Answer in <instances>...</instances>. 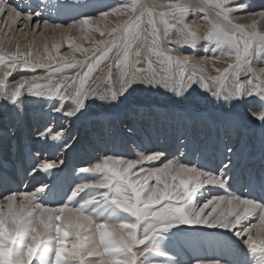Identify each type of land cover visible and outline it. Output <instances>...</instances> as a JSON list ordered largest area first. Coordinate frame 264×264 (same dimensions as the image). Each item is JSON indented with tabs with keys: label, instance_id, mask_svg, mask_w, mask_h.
<instances>
[{
	"label": "snow or ice",
	"instance_id": "6c2138e0",
	"mask_svg": "<svg viewBox=\"0 0 264 264\" xmlns=\"http://www.w3.org/2000/svg\"><path fill=\"white\" fill-rule=\"evenodd\" d=\"M89 7L90 0H0V113L11 116L0 125V167L39 113L25 146L27 175L58 176L71 124L98 103L127 99L137 85L175 102L200 89L220 115L189 111L192 124L173 134V150L106 147L59 194L46 180L24 189L0 180V264H185L173 244L188 228L222 230L235 251L187 264H264V2L114 0ZM53 9L76 14L56 23ZM29 26L30 33L53 34L51 47L47 37L34 47L35 36L24 48L13 45L12 28ZM221 62L226 66L217 67ZM197 123L225 129L211 157ZM245 126L261 131L259 169L246 178L242 149L231 139ZM126 127L125 135L136 137V124Z\"/></svg>",
	"mask_w": 264,
	"mask_h": 264
},
{
	"label": "rangeland",
	"instance_id": "374dc122",
	"mask_svg": "<svg viewBox=\"0 0 264 264\" xmlns=\"http://www.w3.org/2000/svg\"><path fill=\"white\" fill-rule=\"evenodd\" d=\"M33 2L35 3L36 2V0H33ZM49 2V0H44V2L43 3H48ZM51 2L52 3H55L56 2V0H51ZM262 2H264V0H252V3L255 5V6H259ZM111 3H114V0H90V7H89V9H87V11H94L95 9H102V8H104L106 5H108V4H111ZM52 12H53V19L55 20V22L56 23H64V22H71V20L69 19V17L70 16H72V15H75L76 14V12H75V10H66V11H64V12H62L60 15H57L56 14V11H55V9H53L52 10ZM55 17V18H54ZM30 27L31 26H29V28H22V30L21 31H17L16 30V28L15 27H13L12 28V31L10 32V35L11 36H13V37H15V39L13 40V43L15 44V41L16 40H18V41H20V45H21V47L22 48H24L26 45H27V43H29V42H31L32 41V39H33V36H35V38H36V45L34 46V47H39V44H38V41H44V37H47L48 39H47V42L50 40V41H52V37H53V34H51V33H48L47 31H44V37L43 36H41L40 35V33L39 32H35V33H30ZM41 30L43 31V29L41 28ZM4 31H8L7 29H4ZM25 33H29L27 36H25ZM0 35H3V32H0ZM56 35V34H55ZM58 33H57V37H58ZM42 38V39H41ZM52 38V39H51ZM50 47H51V43H50V45H49ZM62 51H67V48H66V46H63L62 47V49H61ZM217 67H220V68H223V67H225L226 65L223 63V62H221V63H218L217 65H216ZM213 74H215L214 72H213ZM97 76H99V77H101V79H103L104 77H106V71H100V72H98L97 73ZM134 88H135V90L134 91H131L130 90V95H128L127 96V99H122V101L121 102H119V103H115V104H113V105H111V106H109V105H104V104H97L96 106H94L87 114H85L84 116H82L79 120H76V121H74L72 124H71V126H70V128H71V134H72V136H73V140H70L69 141V146H71V148H70V150L68 151V152H66V154H65V157H64V160H65V165H63L62 166V168H63V170L66 172H68V173H70V175H75V173H76V168H74L76 165H80V164H84L83 162H86V160H85V158L83 157V159H82V162H80V161H78L77 163H76V161L74 162V160L73 161H71V159L72 158H74L75 156H73V154L74 155H76V153H79V151L81 150V149H78V147H79V145H81L82 146V150L84 149V147H88L87 145H89V143L91 142V140H99L100 142H101V140H103L105 137H110L111 135H113L114 134V132L116 131V132H119L118 134H117V137H118V135H122V136H124L125 135V130H126V122H128L129 120L127 119V117H129V113H133L132 114V116H134V115H137L138 113L140 114H143L142 115V117H143V119L141 118L140 120H139V123H138V126H137V133L138 132H140L141 133V135H142V133L144 134L143 136H145L147 133H150V131H148V130H150L151 128H152V126L153 125H155V127H156V129L158 130V127H160L161 126V131H160V136H163V134L164 135H166V133L168 134V132H166L165 133V131H166V127H165V124H166V119L163 117V114H165V113H163V114H161V117H160V119H159V117L158 116H153V114H154V112H167V111H171L172 113L170 114V118L173 120V119H178V117L179 116H181L182 115V117L184 118L185 117V114H184V110H185V108L186 109H188L189 111H193V109H192V102H194V103H198V102H201L200 100H197V99H195V98H202V99H205V96H204V94H202V92H201V90L200 89H197V93L196 94H194L193 96H191V97H189L187 100H184V102L183 103H180V102H174L175 101V98L174 97H171L169 94H166L163 90H161L160 92H156V91H152V92H149V91H147V90H145V88H144V86L143 85H137V86H134ZM144 95V96H143ZM153 96V97H152ZM154 96H157V97H154ZM144 97H145V99H146V101H145V99H144ZM164 97V98H163ZM167 99H169V100H172V103L174 104H171V103H166L167 101H166V98ZM140 98V99H139ZM144 100H143V99ZM153 98H157V99H159V98H161V99H163V101L165 102V104H167V105H157L155 102H154V100L155 99H153ZM165 99V100H164ZM210 99V98H209ZM209 99L208 100H206V102H208V103H206V109L203 111V112H201L200 111V113H202V114H204V115H206V116H210L211 118H213V119H215V118H217V117H219V115H220V111H219V109L215 106V104L214 103H212V104H210L211 102H209ZM136 100H138V101H136ZM192 101V102H191ZM134 102V103H133ZM191 102V103H190ZM155 103V104H154ZM179 103H180V105H179ZM185 103V104H184ZM147 104V105H146ZM170 104V105H169ZM177 105V106H176ZM131 106V107H130ZM156 106H157V108H156ZM209 106V107H208ZM147 107V108H146ZM161 107V108H160ZM168 107V109H165V108H167ZM208 107V108H207ZM136 110V111H135ZM159 110V111H158ZM167 110V111H166ZM134 111V112H133ZM238 111H243V109H240V110H238ZM182 112V113H181ZM149 113V114H148ZM189 113V112H188ZM188 113H186V117H187V114ZM210 113V114H209ZM184 114V115H183ZM217 114H218V116H217ZM37 115L38 116H36L37 117V119L39 118L40 119V114L39 113H37ZM150 115H151V117H150ZM112 116H114L113 118H112ZM146 116V117H145ZM184 118V119H182V123H183V127L182 126H180L179 124H178V126L177 125H175V124H173V126H175L174 128H172L171 129V131H172V133H171V135H170V137L177 131V130H179V129H182V128H184V127H186V123L187 122H185V120L186 121H188L187 120V118ZM5 119V121H3V122H8L10 119H11V116L10 115H7V114H4V113H0V119ZM32 117L30 116L28 119H27V121H26V123H25V126H24V128H23V130H22V132H21V135H20V137H19V140H18V142L20 143V142H22V140H23V137H26L28 134H30V132L31 131H33L34 130V128H35V126L37 125V122H38V120L37 119H31ZM116 118H119V122H118V125H117V127L116 128H112V129H110L109 127V129L107 128V131H106V128H104L101 124L104 122V120L105 121H110V120H112V119H114V120H116ZM152 118V119H151ZM156 118H157V120H158V122H157V120H156ZM2 119L0 120V125H2ZM99 119H101V120H99ZM29 120V121H28ZM99 120V121H98ZM101 121H103V122H101ZM135 120H131V122H134ZM160 121V122H159ZM184 121V122H183ZM101 122V123H100ZM155 122H157V123H155ZM165 122V123H164ZM34 123V124H33ZM162 123H163V125H162ZM169 123V122H168ZM136 124V123H135ZM185 124V125H184ZM192 123L190 122L188 125H191ZM197 124H199V123H197ZM29 125H30V127H29ZM35 125V126H34ZM93 125V126H92ZM137 125V124H136ZM187 125V126H188ZM200 125V124H199ZM31 126H33V127H31ZM73 127V128H72ZM29 128V129H28ZM32 128H33V130H32ZM96 128V129H95ZM196 128H197V139L201 142V143H206V144H208V138H210V136L212 135V134H218V135H223L224 133H225V131H223V130H225L223 127H221V134L220 133H218L217 131H216V128L217 127H213L212 129H210V128H208V126H204V125H200V126H196ZM219 128V127H218ZM200 129V130H199ZM223 129V130H222ZM255 129H256V127L255 126H245L244 127V130H243V127H241V128H239L237 131H235V132H233L231 135L232 136H234V140H232V142H235L236 144H238L239 145V147L242 149V159L244 160L242 163H244L245 162V164H243V166H245V169H248V171H250V169H251V171H253V169L254 168H256V167H258L259 165H260V163L258 164L257 162L256 163H254V156H256L258 153L257 152H259V149L256 147V146H260V139H258L257 140V138H258V136H259V134L258 133H256L255 132ZM259 129V128H258ZM25 130H28V132L27 131H25ZM140 130V131H139ZM164 130V131H163ZM218 130H220V129H218ZM253 130V131H252ZM148 131V132H147ZM27 132V133H26ZM156 132V130H152L151 131V134H150V136H154V134L153 133H155ZM252 132H253V134H252ZM161 133H162V135H161ZM200 133V134H199ZM106 134V135H105ZM260 134H261V132H260ZM201 137H200V136ZM126 136V135H125ZM139 136V135H138ZM231 136V138L233 139V137ZM88 137V138H87ZM104 137V138H103ZM127 137V136H126ZM168 138V140H167V142H165V144H166V149H168V150H173V146H174V140H173V137H171V138ZM214 137V136H213ZM257 137V138H256ZM135 138V139H134ZM137 136L136 137H133V138H128L127 137V139L125 140L124 139V141H123V143L121 142V141H119L120 142V144H119V142L118 141H116L115 143H114V145L116 146L117 145V143H118V146H119V149L121 150V151H126V150H131L133 153H135L134 151V148L136 149V147L134 146V143L135 142H139V138H137ZM245 138H247L246 140L247 141H245ZM248 138H249V140H248ZM87 139H89V143H88V141H87ZM240 139V140H239ZM128 140V141H127ZM207 142H206V141ZM244 140V141H243ZM142 141H143V138H142V140L139 142V143H142ZM172 141V142H171ZM253 141V142H252ZM256 143H255V142ZM252 142V143H251ZM259 142V143H258ZM91 143H93V142H91ZM158 144L156 145L158 148L160 147V144H161V142H157ZM160 143V144H159ZM169 143H170V145H169ZM128 144V145H127ZM26 145H28L27 144V142H25L24 143V145H23V147H21L20 149H18V150H14V151H11V149L9 150V153L10 154H12V155H10L9 156V158L8 159H16L17 161H19L20 163V165L17 163V165L19 166V168H20V166H21V168L20 169H22L23 167H25L26 169L28 168V166H29V164H28V161H27V158H26V155H25V146ZM123 145H125V146H123ZM159 145V146H158ZM133 146V147H132ZM209 146V145H208ZM211 147L209 148V151H208V154H210L209 156H212V145H210ZM35 147H37V146H35ZM99 147V148H98ZM129 147H130V149H129ZM81 148V147H80ZM102 147H100V146H98V145H96V146H93V148H91L92 150L90 151H88L87 152V156H89V158L88 159H92V157L93 156H95V152H96V150H98V149H101ZM260 148V147H259ZM25 149V150H24ZM93 149H94V151H93ZM160 149V148H159ZM79 150V151H78ZM134 150V151H133ZM77 151V152H76ZM136 151H137V149H136ZM211 151V152H210ZM248 153H247V152ZM13 152H14V154H13ZM246 152V153H245ZM71 153V154H70ZM82 154H86V150H84V151H82L81 152ZM94 153V154H93ZM252 153H256V155H252ZM22 154V155H21ZM97 155V154H96ZM249 155V160L246 158L247 156ZM5 156H7V152L4 154V157ZM23 156H25V157H23ZM73 156V157H72ZM19 157V158H18ZM86 157V156H85ZM19 159V160H18ZM81 160V159H80ZM245 160H247V162H249V164L250 165H248L247 164V162L245 161ZM27 161V162H26ZM72 162H74V163H72ZM76 163V164H75ZM241 163V164H242ZM26 164L28 165V166H26ZM68 164V165H67ZM73 165V166H72ZM248 165V166H247ZM255 165V166H254ZM71 166H72V168H71ZM253 166H254V168H253ZM9 169H10V167H9ZM71 169V170H70ZM259 169V168H258ZM257 169V170H258ZM69 175V176H70ZM77 175V174H76ZM24 177H26V176H24ZM10 178V177H9ZM52 178V177H51ZM58 176H56V177H54L53 179H55V184L57 185L56 187H54V192L55 193H57V194H59V193H61V190H60V188H59V185H58V183H57V181H58ZM72 178V179H71ZM71 178H68V180H66V181H68V182H74V178L71 176ZM13 178H11V181H13L12 180ZM44 179H50V177H45V176H43L42 174L40 175V176H37L35 179H33V177L31 178V180L33 181V183H31V185H30V183H29V186L27 187V188H31L32 187V185L33 184H37V182H39V181H42V180H44ZM30 179H28V181H29ZM51 180V179H50ZM72 180V181H71ZM26 181H27V177L26 178H24L23 179V176H22V178L21 179H19V182H20V188L21 189H23V184H26ZM53 182V181H52ZM23 183V184H22ZM28 185V183L25 185V186H27ZM65 190H67V189H65ZM201 229V230H200ZM199 230V232H197V230L196 229H193V228H188V229H186V231L185 232H181V233H178V236L180 235V236H182L181 238H183L184 236H186V234L187 233H189L188 235H189V237L195 242V243H197V241H198V238L200 239V240H202V236L203 237H205L204 238V240H205V244L207 243V245H206V247H205V252H208V247H210V248H212L211 247V245L210 246H208V241H206V237L208 236V233H210V232H212L211 234H213L214 232H218L219 233V235H221V236H223L224 237V240H227V241H225V243L227 242V245L226 244H223L224 246H225V248H227V249H230L232 252H234L235 251V249L233 248V247H231L230 245H231V241H229V239H226V236L225 235H222V234H226V233H224L222 230H217V229H206V228H199L198 229ZM221 232V233H220ZM207 234V235H206ZM199 235V236H198ZM227 236H228V234H227ZM185 238V237H184ZM221 238V237H220ZM228 238V237H227ZM177 239V242H178V238H176ZM184 242H185V244L183 243V247H182V245H181V254H182V256H183V259H185L186 260V263L185 264H187V262L188 261H190V259H192L194 256H197V255H199L200 253H201V255H203V253L205 254V255H207L205 252H198V254L197 255H195L194 254V251L195 250H192V249H190L189 248V246H188V244L186 243V238L184 239ZM192 243V242H191ZM202 244H200V246H201ZM197 246H198V244H197ZM217 246V245H216ZM193 253V254H192ZM186 254V255H185ZM191 254H192V256H191ZM228 258L230 257V258H232V256L231 255H229V256H227ZM182 258V257H181ZM187 258V259H186ZM188 260V261H187Z\"/></svg>",
	"mask_w": 264,
	"mask_h": 264
},
{
	"label": "bare ground",
	"instance_id": "6f19581e",
	"mask_svg": "<svg viewBox=\"0 0 264 264\" xmlns=\"http://www.w3.org/2000/svg\"><path fill=\"white\" fill-rule=\"evenodd\" d=\"M23 2L24 3H29V2H32V3H34L33 2V0H23ZM43 2H44V0H43ZM55 18V17H54ZM37 33V32H36ZM35 33V34H36ZM57 35V34H56ZM44 37V36H43ZM53 38V37H52ZM51 38V39H52ZM42 39V38H41ZM48 39V38H47ZM43 40L41 41H38V44H39V47L38 48H40L41 47V45L43 44ZM50 43H52V41H48V44L50 45ZM13 45H14V43H13ZM50 47V46H49ZM41 50H42V48H41ZM144 96V95H143ZM153 97V96H152ZM154 97H157V96H154ZM164 98V97H163ZM166 98V97H165ZM140 99V98H139ZM143 99V98H142ZM144 99H145V97H144ZM143 99V100H144ZM147 99V98H146ZM146 99H145V101H146ZM153 99H155V98H153ZM195 99H197V100H200L201 102H198V103H194V102H192V109H193V111H196V110H198L199 112L201 111V112H203L206 108V103H208V102H206V99H202V98H195ZM165 100V99H164ZM208 100V99H207ZM136 101H138V100H136ZM167 101V102H166ZM166 103H171V104H173L172 103V100H169V99H167L166 98ZM209 101H210V99H209ZM154 102L157 104V105H167V104H165V102L163 101V99H161V98H159V99H155L154 100ZM175 102V101H174ZM180 103H183L184 101H179ZM190 102V103H191ZM134 103V102H133ZM154 103V104H155ZM180 103H179V105H180ZM185 104V103H184ZM210 104H212V103H210ZM147 105V104H146ZM170 105V104H169ZM174 105V104H173ZM177 106V105H176ZM131 107V106H130ZM209 107V106H208ZM207 107V108H208ZM147 108V107H146ZM156 108H157V106H156ZM161 108V107H160ZM165 109H168V107L167 108H165ZM136 111V110H135ZM159 111V110H158ZM167 111V110H166ZM134 112V111H133ZM189 112V110L188 109H186L185 108V110H184V114H185V117H186V113H188ZM163 113H165V114H163ZM172 112L170 111H167V112H154V114H153V116L155 115V116H158L159 117V119H160V117H161V114H163V117L166 119V124H165V127H166V131H165V133L166 132H168V134L166 133V135H164L163 134V136H160V131H161V126L160 127H158V130L156 129V127H155V125H153L152 126V128L150 129V130H148V131H150V133H147L145 136H143L144 134L142 133V135H141V133L140 132H138L137 133V138H139L140 140H139V142L142 140V138H143V141H142V144L144 145V147L145 148H148V149H152V148H155V149H161V148H163V149H166V144H165V142H167V140H168V138L170 137V135H171V133H172V131H171V129L172 128H174L175 126H173V124H175V125H177L178 126V124L180 125V126H182L183 127V123H182V119H184L183 117H182V115L181 116H179L178 117V119H171L170 118V114H171ZM182 113V112H181ZM132 114L133 113H129V117H127V119L131 122V120L133 119V120H135L134 121V123H136L137 125L136 126H138V123H139V120L142 118L143 119V117H142V115L143 114H137V115H134V116H132ZM149 114V113H148ZM183 114V115H184ZM210 114V113H209ZM36 116H38L37 114H36ZM211 116V115H210ZM217 116H218V114H217ZM114 116H112V118H113ZM146 117V116H145ZM150 117H151V115H150ZM187 120L188 121H186L185 120V122H187L186 123V126L191 122L192 123V121L188 118V114H187ZM2 119V118H1ZM0 119V120H1ZM31 119H33V118H31ZM34 119H37V117L36 118H34ZM39 119V118H38ZM37 119V120H38ZM152 119V118H151ZM158 119V120H159ZM40 120V119H39ZM39 120H38V122H39ZM99 120H101V119H99ZM98 120V121H99ZM106 120V119H105ZM104 120V122L103 121H101V122H103L101 125L104 127V128H106V131H107V128L109 127L110 129H112L113 127L114 128H116L117 127V125H118V122H119V118H116V120H114V119H112V120H108V121H105ZM156 120H157V118H156ZM158 120H157V122H158ZM3 121H5V119H2V124H4V123H6V122H3ZM29 121V120H28ZM128 121V122H129ZM37 122V123H38ZM100 122V123H101ZM157 122H155V123H157ZM160 122V121H159ZM169 122V123H168ZM184 122V121H183ZM165 123V122H164ZM34 124V123H33ZM162 125H163V123H162ZM185 125V124H184ZM200 126L199 124H196V126ZM35 126V125H34ZM93 126V125H92ZM189 126V125H188ZM202 126V125H201ZM29 127H30V125H29ZM31 127H33V126H31ZM73 128V127H72ZM108 128V129H109ZM118 128V127H117ZM208 128H210V129H212L213 127H211V126H208ZM29 129V128H28ZM96 129V128H95ZM156 130V132L155 133H153L154 134V136H150V134H151V131L152 130ZM218 129H220V130H218ZM32 130H33V128H32ZM200 130V129H199ZM223 130V129H222ZM243 130H244V127H243ZM25 131H27L28 132V130H25ZM117 131V130H116ZM114 132V134L113 135H111L110 137H103L104 139L103 140H101V142L98 140H91V142H93V143H89V139H87V141H88V143H89V145H87L88 147H84V149L82 150V146L81 145H79V147H78V149H81L80 151H79V153H76V155H74L73 154V156H75L74 158H72L71 159V161H73L74 160V162L76 161V163L78 162V161H80V162H82V159H83V157L85 158V160L86 161H88V160H90V159H88L89 158V156H87V152L90 150H92L91 148H93V146H96V145H98V146H100V147H102L101 149H98V150H96V152H95V155L96 154H98V152L99 151H101V150H103V149H105L106 147L107 148H112L113 147V145H114V143L116 142V141H121L122 143H123V141H124V139L126 140L127 139V137L124 135V136H122V135H118V137H117V134L119 133V132ZM127 131V128H126V130H125V132ZM140 131V130H139ZM147 131V132H148ZM164 131V130H163ZM216 131L218 132V133H220L221 134V127H217L216 128ZM223 131H225V130H223ZM253 131V130H252ZM26 132V133H27ZM255 132L256 133H258L259 134V136H258V138H257V140L258 139H260L261 140V134H260V129H258V127H256V129H255ZM200 134V133H199ZM252 134H253V132H252ZM29 135L30 134H28L26 137H23V140H22V142H18V144H19V148L18 149H20L21 147H23V145H24V143L25 142H27V144H29ZM106 135V134H105ZM139 135V136H138ZM161 135H162V133H161ZM198 135V134H197ZM200 136V135H199ZM214 136V137H213ZM218 136V134H212L211 136H210V138H208L209 140V142H208V145H209V148L211 147L210 145H212V143L215 141V139H216V137ZM232 136V135H231ZM171 137H173V135L171 136ZM170 137V138H171ZM201 137V136H200ZM233 137V139L232 140H234L235 138H234V136H232ZM88 138V137H87ZM136 138V139H137ZM131 139V138H130ZM135 139V138H134ZM247 138H245V141H247L246 140ZM116 140V141H115ZM138 140V139H137ZM240 140V139H239ZM248 140H249V138H248ZM128 141V140H127ZM206 141V140H205ZM244 141V140H243ZM139 142H135L134 143V146L136 147V144H138ZM157 142H161V144H160V147L158 148L156 145L158 144ZM172 142V141H171ZM207 142V141H206ZM253 142V141H252ZM251 142V143H252ZM255 142V141H254ZM205 143V142H204ZM233 143H235V142H233ZM256 143V142H255ZM259 143V142H258ZM119 144H120V142H119ZM128 145V144H127ZM169 145H170V143H169ZM172 145V144H171ZM170 145V146H171ZM37 147H39V145H36ZM123 146H125V145H123ZM159 146V145H158ZM81 147V148H80ZM133 147V146H132ZM174 147V146H173ZM258 149H259V147L260 146H256ZM24 148V147H23ZM70 148H71V146H69V148L67 149V150H65L63 153H62V156H63V158L65 157V154H66V152H68L69 150H70ZM99 148V147H98ZM116 148L118 149V150H120L119 149V146H118V143H117V145H116ZM18 149H16V148H13V149H11V151H14V150H18ZM25 149H26V147H25ZM24 149V150H25ZM129 149H130V147H129ZM212 149V148H211ZM84 150H86V154H82L81 152L82 151H84ZM132 150V149H131ZM135 150V151H134ZM134 152H136V149L134 148ZM26 151V150H25ZM49 151H52V149H49ZM93 151H94V149H93ZM124 151V150H123ZM77 152V151H76ZM211 152V151H210ZM247 152V151H246ZM245 152V153H246ZM26 153V152H25ZM212 153V152H211ZM248 153V152H247ZM257 153H259V152H257ZM13 154H14V152H13ZM71 154V153H70ZM94 154V153H93ZM10 155H12V154H10L9 153V151H7V156H5L4 157V159H5V161H6V164H5V166L4 167H0V180H2V181H4V183H6L8 186H12V187H16V186H19L20 187V182H19V179H20V176H23V179L24 178H26L27 177V181H26V184L28 183V185L27 186H25L26 184H23V189L25 188V187H28L29 186V183H30V185H31V183H33V181L31 180V176H29V175H27V169L25 168V167H23L22 169H20L21 168V166H20V168H19V166L17 165V163L19 164L20 162L19 161H17L16 159H8L9 158V156ZM22 155V154H21ZM210 154H208V156H209ZM72 156V157H73ZM86 156V157H85ZM23 157H25V156H23ZM209 157H211V156H209ZM255 158H254V163H260V161H259V157H258V154L256 155V156H254ZM19 158V157H18ZM245 158V157H244ZM243 158V159H244ZM248 160H249V155L246 157ZM81 159V160H80ZM241 160V163L244 161V160ZM19 160V159H18ZM246 162H247V160H245ZM27 162V161H26ZM74 162H72V163H74ZM75 163V164H76ZM84 164H80V165H76L74 168H76V169H78L79 167H81V166H84L85 165V162H83ZM243 164H245V162L244 163H242L241 164V169H242V171L243 172H246V173H248V171H245V170H248V169H245V166H243ZM247 164L248 165H250L249 164V162H247ZM20 165V164H19ZM68 165V164H67ZM247 165V166H248ZM26 166H28L27 164H26ZM73 166V165H72ZM72 166H71V168H72ZM255 166V165H254ZM254 166H253V168H254ZM9 167H10V169H9ZM259 168V166L258 167H256V168H254L253 169V171H257V169ZM73 169V168H72ZM71 170V169H70ZM251 170V169H250ZM69 172V171H68ZM67 171L65 172L64 170H63V168H62V171H60V173H59V175H58V181H57V183H58V185H59V188H60V190H61V193L63 192V191H65V189H67L68 188V186L69 185H72L73 183L72 182H68V181H66V180H68V178H71V176L74 178V181L76 180V178H77V173H75V175H70V173H68ZM70 175V176H69ZM24 176H26V177H24ZM10 177V178H9ZM11 178H13L12 180L13 181H11ZM54 177H50V179H44V180H46V181H48L49 183H51V184H53L55 187L57 186L56 184H55V179H53ZM28 179H30L29 181H28ZM72 179V178H71ZM53 181V182H52ZM72 181V180H71ZM30 187V186H29ZM197 230V232H199V230L198 229H196ZM201 230V229H200ZM212 232H210V233H208V236L206 237V241H208V246H210L211 245V247L212 248H210V247H208V252H205V247H206V245H207V243L205 244V240H204V238L205 237H203L202 236V240H200L199 238H198V241H197V243H195L190 237H189V233H187L186 234V236H184L185 238H186V243L188 244V246H189V248L190 249H192V250H195L194 251V254L195 255H197L198 254V252L200 253V252H205L207 255H223V256H229V255H231L232 257H233V255H234V252H232L230 249H227V248H225V246L223 245V244H226L227 245V242L225 243V241H227V240H224V237L223 236H221V235H219V233L218 232H214L213 234H211ZM221 233V232H220ZM207 235V234H206ZM222 235H225L226 236V239H228L227 237V234H222ZM199 236V235H198ZM182 236H177V238L179 239L178 240V242H177V239L174 241V244H173V247L175 248V250L179 253V258L180 259H182L185 263H186V260L185 259H183V256H182V254H181V245H182V247H183V243L185 244V242H184V237L183 238H181ZM221 237V238H220ZM192 242V243H191ZM197 244H198V246H197ZM200 244H202L201 246H200ZM217 245V246H216ZM231 246V245H230ZM193 254V253H192ZM192 254H191V256H192ZM186 255V254H185ZM199 255H201V253L199 254ZM203 255H205L204 253H203ZM182 257V258H181ZM230 258V257H229ZM187 259V258H186ZM191 260V259H190ZM188 261V260H187Z\"/></svg>",
	"mask_w": 264,
	"mask_h": 264
}]
</instances>
